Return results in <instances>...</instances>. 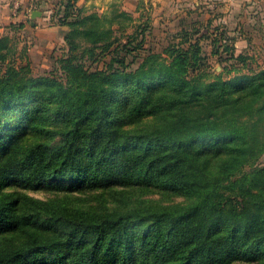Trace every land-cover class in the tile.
<instances>
[{
  "label": "trees",
  "instance_id": "obj_1",
  "mask_svg": "<svg viewBox=\"0 0 264 264\" xmlns=\"http://www.w3.org/2000/svg\"><path fill=\"white\" fill-rule=\"evenodd\" d=\"M106 22L99 13L71 22L62 76L34 75L0 36V264H264V70L208 80L160 52L126 69L141 44L111 39ZM82 33L113 53L107 70L78 63ZM188 42L175 57L191 58ZM48 180L176 190L184 200L131 204L123 194L110 208L101 195L83 207L6 190Z\"/></svg>",
  "mask_w": 264,
  "mask_h": 264
},
{
  "label": "rangeland",
  "instance_id": "obj_2",
  "mask_svg": "<svg viewBox=\"0 0 264 264\" xmlns=\"http://www.w3.org/2000/svg\"><path fill=\"white\" fill-rule=\"evenodd\" d=\"M29 0L25 7L17 3L9 10V18L5 21L0 36L8 35L16 46V63L26 65L30 62L34 75L46 74L54 70V74L62 76L59 69V58L67 57L69 43L67 37L73 31L71 22L79 16L93 13L107 14L105 23L114 29V36H121L122 42L132 37L131 46L141 44L132 51L125 60L126 69H135L151 52H160L167 61L185 69L189 74L202 72L206 79L221 76L233 78L248 72L264 70V0ZM34 11L40 15L33 16ZM128 15H118L120 12ZM39 26H55L60 36L51 49L54 60L52 69H43L29 54L31 47L37 46V34L33 31L35 22ZM33 22V23H32ZM32 23V25H31ZM79 28L84 25L77 24ZM185 34L197 43L191 48V58L175 57L179 47H188V43L180 45ZM80 43L77 53L78 63L89 70H107L111 64L113 53L97 47L88 41L84 34L75 35ZM172 46L170 51L165 47ZM24 50H26L24 52ZM124 53L120 52L119 56ZM172 54V56H171ZM198 55L195 61L194 55ZM239 56V57H238ZM117 63H114L116 65ZM122 67V68H123ZM44 70V71H43ZM233 89L238 83H233ZM124 154L120 150L115 155ZM116 157V156H115ZM119 158V157H118ZM257 164L264 165V143ZM250 165L246 168L250 169ZM77 182L48 180L41 187L23 188L10 185L6 188L37 199H61L71 206L91 207L99 205L98 198L104 195L107 206L112 208L121 204L124 194L134 200L147 199L152 202L167 204L182 203L183 195L176 190L146 189L143 187H127L96 189L83 187L69 190V185ZM125 188V189H124ZM124 189V192L121 190Z\"/></svg>",
  "mask_w": 264,
  "mask_h": 264
},
{
  "label": "crops",
  "instance_id": "obj_3",
  "mask_svg": "<svg viewBox=\"0 0 264 264\" xmlns=\"http://www.w3.org/2000/svg\"><path fill=\"white\" fill-rule=\"evenodd\" d=\"M28 1L29 0H0V32L3 31L4 23L9 18V10H12V6L20 3L22 8L25 7ZM229 1L233 0H225L226 3H230ZM32 27L35 34H37V46L31 47L29 54L34 61L41 63L43 69L50 70L54 65L51 49L60 36L58 33L59 28L55 26L40 27L37 21L35 22V26L32 25Z\"/></svg>",
  "mask_w": 264,
  "mask_h": 264
},
{
  "label": "water",
  "instance_id": "obj_4",
  "mask_svg": "<svg viewBox=\"0 0 264 264\" xmlns=\"http://www.w3.org/2000/svg\"><path fill=\"white\" fill-rule=\"evenodd\" d=\"M37 14L40 15L41 12H40V11H34L32 15L35 16V15H37ZM32 23H33V22H32Z\"/></svg>",
  "mask_w": 264,
  "mask_h": 264
}]
</instances>
